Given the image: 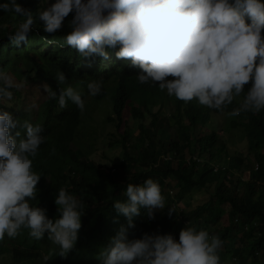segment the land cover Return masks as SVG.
Wrapping results in <instances>:
<instances>
[{
    "label": "clouds",
    "instance_id": "1",
    "mask_svg": "<svg viewBox=\"0 0 264 264\" xmlns=\"http://www.w3.org/2000/svg\"><path fill=\"white\" fill-rule=\"evenodd\" d=\"M0 9L23 17L8 38L17 47L26 43L33 30V12L18 0H4ZM70 12L71 31L65 37L67 46L83 57L100 56L108 63L113 59L130 58L132 66L139 68L131 92L147 94L154 98L156 105H151L150 110L143 108L142 117H135L133 108L137 110L140 102L138 98L128 99L125 109L129 107V110L124 119L132 117L130 119L137 124L149 119L169 96L174 101L175 113L179 100L184 111L187 104L195 100L199 105L222 111L213 114L236 117L242 112L258 113L264 109V0H53L38 13L44 22V33L55 36ZM6 27V24H0V29ZM117 45V51H106V46ZM55 79L60 84L66 80L61 71ZM249 81L251 83L245 90ZM139 82H153L158 85V91L148 90ZM86 88L88 94L84 92L82 95L78 86L60 87L57 93L44 85V91L57 100L60 108L68 109L66 102L70 101L81 111V121L71 146L76 141L84 149L85 157L102 163L90 157L96 147L93 141L86 147L80 146L81 125L89 98L99 103L109 99L108 111L111 109V112L107 116L112 115L113 93L109 92L101 99L94 98L102 91L100 79L90 80ZM10 96L6 87H0V97ZM26 96V92L21 91L20 98L11 108L26 101ZM237 98L236 107L223 111ZM19 107L32 115L34 113ZM213 114L207 121L213 118ZM205 123L190 126L188 133L194 136L199 128L202 133L208 132H203ZM129 125L127 122L125 127ZM20 126L24 129L23 137ZM135 131L132 132L136 139L138 130ZM41 133L40 124L23 118L19 120L16 110L0 108L1 261L20 264L12 249L15 245L24 249L22 264L35 253H40L43 264L45 261L47 264H225L227 258L233 264L236 260L227 241H221L216 231L218 227L206 225L199 230L189 227L190 222L184 216L191 209L180 208L171 190L173 198L168 211L176 213L185 223L178 239L156 231L131 239L127 228L116 226L113 221L97 231L90 230L81 220L84 215L82 201L64 187L57 189L54 199L58 215L37 206V203H30L36 200V185L41 176L33 170V158L45 142ZM89 136L92 139L91 132ZM212 164L216 171L224 168L214 160ZM258 165L255 159L252 168L257 170ZM123 196V200L113 201L112 208L127 219L128 227L133 225L132 218L139 215L141 209L151 218L154 209L166 206L160 185L152 178H145L142 183H127ZM210 201L209 196L208 203L203 204L209 205ZM212 210L207 215H211ZM219 225L222 227L223 224ZM93 233L100 238H93ZM222 243L226 248L221 250ZM226 252L228 257L222 258ZM255 254L257 261L264 260L263 256Z\"/></svg>",
    "mask_w": 264,
    "mask_h": 264
},
{
    "label": "trees",
    "instance_id": "2",
    "mask_svg": "<svg viewBox=\"0 0 264 264\" xmlns=\"http://www.w3.org/2000/svg\"><path fill=\"white\" fill-rule=\"evenodd\" d=\"M3 2L4 0H0V3ZM52 2L53 0H18V3L33 12L34 17L33 30L27 42H22L18 47L8 37L23 17L0 9V24L7 25L0 29V87H6L11 92L10 98L0 97V108L6 111L8 108L10 111L16 110L19 120L23 118L33 124H40L41 135L45 138L44 144L39 146L37 155L33 158V170L41 176L36 185V200L30 203H37V206L58 215L54 199L57 189L64 187L82 201L84 215L81 220L85 221L90 230L97 231L116 222L114 225H124L127 228L131 239L155 231L159 234H171L178 239L179 231L185 223L178 219L176 213L168 211L172 193L186 194L197 189L208 193L211 201L209 205H198L185 214V219L190 222L189 227L199 230L206 225L212 226V223L223 224L222 227L218 225L216 231L222 242L227 241V247L236 257L233 264H254L257 261L256 252L264 257V109L258 113L242 112L238 117L240 120L234 123L244 131L248 148L259 163L257 170L252 166H245L244 170L249 172V178L245 181L241 177V160L225 156L227 153L222 152L224 141L216 131L202 133L199 128L194 136L188 133L190 126L202 125L214 112H222L199 105L195 100L187 104L185 111L179 100L176 113L162 114L160 118L157 113H151V126L135 124L133 130H138L135 139L129 128H133L132 125L125 127L128 122L123 115L125 102L138 98L140 106L137 110L133 108L132 113L135 117H142L143 108L150 110L151 105H156L154 98H149L147 94L136 95L131 92L135 88L131 85L136 83L134 80L139 68L132 66L130 58L113 59L108 63V60L100 56L83 57L74 48L67 46L65 37L71 31V12L62 21L56 35L47 36L43 31L44 22L38 13ZM118 48L119 45L111 48L106 46V51H117ZM25 63H28L30 69L22 71L20 66ZM32 70L34 75H31ZM59 71L66 78L61 84L55 79ZM23 76L25 82H44L57 93L60 87L78 86L82 95L84 92L88 94L86 85L90 80L100 79L102 91L94 98L101 99L109 92L113 93V114L106 119L110 123L115 122L118 133L120 132L117 138L111 133L114 144L122 148L119 157H113L109 165L96 163L83 155L84 149L76 141L71 146L81 121V111L70 101L66 102L69 108L63 109L55 98L47 94L39 104L37 113L34 111V116L20 107L11 108L21 96L20 84L25 80L21 79ZM111 83L114 89H110ZM250 83L251 81L244 86L245 90ZM138 84L146 85L148 90L158 91V85L153 82ZM238 99H234L223 111L228 112L236 107ZM162 108L163 103L158 109ZM19 131L23 137L24 129L21 126ZM195 154L197 157H194ZM203 156L206 159H200ZM213 160L223 166L227 164V167L216 171ZM234 169L241 172L234 173ZM145 178H152L159 183L166 206L164 209H154L151 218L141 209L140 214L132 218L133 225L128 227L127 219L115 212L112 203L125 198L123 191L127 183H142ZM211 209V215H207ZM92 237L100 238L95 233ZM235 238L239 243H233ZM42 244L41 242L40 246ZM225 248L226 245L222 243L219 249ZM12 249L22 264L24 249L17 245ZM224 256L228 257L227 252L222 254V258ZM0 264L8 263L0 260ZM23 264H43V259L40 253H35Z\"/></svg>",
    "mask_w": 264,
    "mask_h": 264
},
{
    "label": "rangeland",
    "instance_id": "3",
    "mask_svg": "<svg viewBox=\"0 0 264 264\" xmlns=\"http://www.w3.org/2000/svg\"><path fill=\"white\" fill-rule=\"evenodd\" d=\"M20 69L22 71H25V70H29L30 68L28 66V63H25V64H21ZM31 75H34L33 70ZM21 79H25V76L21 77ZM25 81L26 79L22 81L20 85L22 86L21 91L26 92L27 100L24 102L22 101L18 102L16 106L17 107L23 106L28 110L35 111L39 103L47 96V93L44 91V85L46 83L37 81L34 84H30ZM110 89H114L113 83L110 84ZM110 103L111 101L109 99L102 100L99 103V102H92V100L89 98L86 104L89 106H87V110L86 109L84 110L83 122L81 125L82 135L80 140V146L86 147L89 145L91 141H93L96 144V147L94 148V151L92 152L90 157L92 159H94L95 157L96 159L94 160L102 163L111 162L113 160L112 159L113 157L118 158L119 154L122 152V148L113 146L115 141H113L114 136L111 135V133H114L115 138H117L120 132L118 133V130L115 126V122L110 123V121L106 119L108 117L107 115L109 114V112H111V109L108 111V106ZM163 106L164 108L156 110L155 112L157 113L158 118H160L162 114L169 115L170 113H175V104L174 101L172 100V96H169L166 100H164ZM127 109L129 110V107H127ZM128 110L126 109L124 110L123 114L125 117L128 115ZM130 118L128 122L133 127V128L129 127L130 131L132 132L133 129H135L136 123L133 121V119ZM169 119H170V123H172L173 119L171 116L169 117ZM151 120L152 119L150 120L145 119L139 121L138 123L151 126L152 125ZM239 120L240 119L236 116H228L226 114H213V118L205 123L203 132L209 130H215L219 134V136L224 141V147L222 152L227 153L225 156L229 155L231 159L238 157L241 160L240 168L241 170H243V173H241L242 180H248L249 172L244 169L247 164H251L253 166L255 162V158L253 154L250 152V149L248 148L247 138L244 134V131L240 127L235 126L234 124ZM120 131H122V129H120ZM89 132H91L92 139L89 136ZM136 134L137 131H135V135ZM111 141L113 142L110 145ZM196 154L194 156H196ZM203 158H205V156H203ZM224 167H227V164H225ZM234 170L236 171L234 173L241 172V170H237V169ZM208 199H209L208 193H205L204 191H199L197 189H193L186 194H176V193L174 194V200L183 210L193 209L199 204H203ZM218 225H219L218 223L216 224L212 223L213 227L217 228ZM235 242L236 244L239 243L238 240H236ZM2 263H6V262H4L2 259ZM225 264H232L230 262V258H227ZM254 264H264V260L261 259L260 261H256Z\"/></svg>",
    "mask_w": 264,
    "mask_h": 264
}]
</instances>
